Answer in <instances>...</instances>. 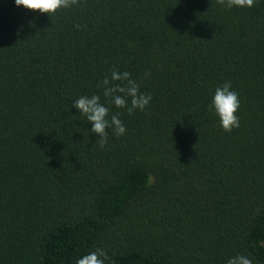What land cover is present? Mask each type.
<instances>
[{
	"label": "trees",
	"instance_id": "trees-1",
	"mask_svg": "<svg viewBox=\"0 0 264 264\" xmlns=\"http://www.w3.org/2000/svg\"><path fill=\"white\" fill-rule=\"evenodd\" d=\"M114 68L151 94L144 111L107 103ZM226 82L231 133L209 111ZM85 95L127 129L103 149L73 107ZM97 248L105 264H264V0H80L51 17L0 0V264Z\"/></svg>",
	"mask_w": 264,
	"mask_h": 264
},
{
	"label": "clouds",
	"instance_id": "clouds-1",
	"mask_svg": "<svg viewBox=\"0 0 264 264\" xmlns=\"http://www.w3.org/2000/svg\"><path fill=\"white\" fill-rule=\"evenodd\" d=\"M217 4L228 9L233 7L251 8L255 0H216ZM80 0H15L16 6L35 12L48 14L50 17L60 9H68L76 6ZM80 26L77 25V28ZM150 73L145 74V78ZM98 87H102L103 96L110 105L117 109L126 108L131 116L138 109L144 111L152 100L151 94L141 93L140 85L131 77V73L114 68L110 77H105ZM73 107L79 110L82 118H86L92 124L91 132L95 133L99 139L96 143L101 149L108 144L109 129L112 133L120 137L127 131L120 119V113H114L109 119V107L101 103L100 95L81 96L73 103ZM240 108L238 92L232 90L230 82L224 83L215 89L209 111L214 110L219 117L220 125L224 132L231 133L234 128L240 127V120L237 112ZM109 259L108 253L101 248L91 251L76 261V264H105ZM227 264H253V260L244 255H237L228 259Z\"/></svg>",
	"mask_w": 264,
	"mask_h": 264
}]
</instances>
